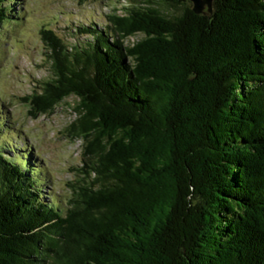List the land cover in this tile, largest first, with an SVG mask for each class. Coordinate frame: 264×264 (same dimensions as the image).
<instances>
[{"label": "trees", "instance_id": "trees-1", "mask_svg": "<svg viewBox=\"0 0 264 264\" xmlns=\"http://www.w3.org/2000/svg\"><path fill=\"white\" fill-rule=\"evenodd\" d=\"M124 9L84 43L41 30L52 76L23 100L37 117L76 96L84 140L64 205L0 107V264H264V0Z\"/></svg>", "mask_w": 264, "mask_h": 264}, {"label": "rangeland", "instance_id": "rangeland-1", "mask_svg": "<svg viewBox=\"0 0 264 264\" xmlns=\"http://www.w3.org/2000/svg\"><path fill=\"white\" fill-rule=\"evenodd\" d=\"M130 0H15L6 1L18 13L0 25V107L6 115L8 130L3 138L25 150L31 149L42 167V190L56 196L64 205L77 179L75 167L82 164L84 140L70 133L78 113L76 96H69L52 111L34 117L23 98L52 76L51 62L41 30L52 28L69 44L84 43L89 38L77 28L85 24H105L106 14L115 8L125 12ZM124 6V7H122ZM164 8V7H163ZM169 14L179 10L164 8ZM142 34L131 37L136 42ZM5 143L7 141H4ZM8 144V143H7ZM8 150V146H5ZM44 172V174H43ZM46 177V178H45Z\"/></svg>", "mask_w": 264, "mask_h": 264}, {"label": "water", "instance_id": "water-1", "mask_svg": "<svg viewBox=\"0 0 264 264\" xmlns=\"http://www.w3.org/2000/svg\"><path fill=\"white\" fill-rule=\"evenodd\" d=\"M195 13H207L212 11L213 0H190Z\"/></svg>", "mask_w": 264, "mask_h": 264}]
</instances>
